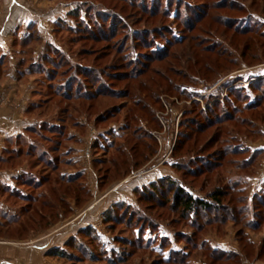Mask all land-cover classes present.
I'll return each mask as SVG.
<instances>
[{
  "label": "rangeland",
  "instance_id": "1",
  "mask_svg": "<svg viewBox=\"0 0 264 264\" xmlns=\"http://www.w3.org/2000/svg\"><path fill=\"white\" fill-rule=\"evenodd\" d=\"M7 1L18 12L0 19V79L24 94L27 121L0 163L19 169L0 183V241L75 221L51 264H264V0H0L1 15ZM196 44L210 49L194 56L209 70L149 61L172 88L152 69L126 78L168 46L184 64ZM142 82L165 86L151 114L134 101L149 99ZM61 175L78 178L82 205ZM161 180L201 198L227 189L236 209L226 199L209 216H183L172 194L144 196Z\"/></svg>",
  "mask_w": 264,
  "mask_h": 264
},
{
  "label": "trees",
  "instance_id": "2",
  "mask_svg": "<svg viewBox=\"0 0 264 264\" xmlns=\"http://www.w3.org/2000/svg\"><path fill=\"white\" fill-rule=\"evenodd\" d=\"M145 11H147V9ZM146 13H148V12H146ZM151 13H152L151 14L152 16L155 15V13H153V11ZM198 15L199 14L196 15V17H198V18H196V20H198L200 18ZM184 41L185 40H183V42L181 40H176L174 43L170 44V48L172 49V47H174V46H178V45L184 44ZM200 46L201 45L196 44L194 46V47H196V49H194V51L189 49L190 52L193 51L192 53L186 52V59H188V60L184 64L181 63V59L177 55H174L172 57L170 56L171 58H168L169 55H170V51H171L169 49V46L166 49H164L163 51H160L158 53H154L153 52L156 55H152V56L146 57L147 58V62H143V63L140 64L142 66L145 65V69L139 70L137 68L136 69L134 68L135 70L133 69V71H132V72H134V74L126 76V78L131 79V78H134L135 76H140L141 74L146 73V71L149 72L150 69H152L151 65H150V62L152 63L154 61H162L164 59H167L166 61H168V59L171 60V63L167 62L168 63L167 64V68L169 70H173L172 64H174V63L177 66H182L181 67V70H182L184 68L185 69L189 68L192 65V62H193V64H196V65L202 64V65H200L202 67L198 68L197 71H199V69L200 70H202V69H208L209 70L210 68H212V65L208 61H206V60L205 61H200L199 58H195V57H198L196 55L197 54L199 55V53H200L199 51H201V52H206V51L211 52L210 49L206 50V49H204V48H202ZM198 61L201 62V63H199ZM168 69L165 70V71H162V72H161L160 69H154V70L152 69L153 71H152L151 75H153V76H161L162 75V78L166 82V87H171L172 83H173V79H171V76L169 75V72H167ZM177 73H179V76H181V78H186L187 77V74H183L182 75L181 71H177ZM150 82H152V81H150ZM141 84H140L141 87L143 88V90H145V92L147 94V97L149 99L146 100V98H145L144 99L145 102H142V100L141 101L134 100V101L136 102V104H142V107L146 110L144 112H146L147 114H151V108L153 107L152 104L153 103L154 104L158 103L159 93L157 91L161 90V89L164 90L165 86H162L161 84H158V83L154 84V86H151L150 84L148 85V83H144V82H142ZM91 85H88L87 87L88 88L92 87ZM147 85L149 87H146ZM99 88H101V87H99ZM100 90L101 89H99V91ZM88 96L89 95H87V92H85V94L82 97H87V100L88 99L90 100V98ZM220 118H224V117H219V118L217 117V120L220 119ZM216 123L219 124L218 121H216ZM56 134L58 135V138H59V136L62 135V131L61 130H59V132L56 131ZM61 142L62 141H60L58 139L56 141V145H54V148H56V146L60 145ZM57 149H58V147H57ZM56 152H58V151H56ZM16 155L20 156V155H22V153L18 151V152H16ZM42 161L45 162L44 160H42ZM59 163H61L60 159L56 158V161H55L54 165H52V162H47L45 164L46 165L45 167H46V169H51L52 171H54L55 169H57V164H59ZM50 165H52V166H50ZM58 180L60 182L66 183V186H59V188L60 189H66V193L68 195H70L71 197H73L74 199H76V204H81V202H82L81 200L82 199L80 197V193H81V190H82V186L79 185V183H77L78 182V178H75V177H64V176L61 175V177H59ZM49 181H50V176L47 178V180L42 181L40 183L49 182ZM25 182L26 181H24V183ZM160 182H162V183H160ZM39 186H41V185H39ZM56 191H59V190L56 188ZM228 192H229V190H227V189L217 188V189H215L214 191H212L209 194L208 198H201V197L194 196V195L190 194L189 192L185 191V189L182 186H180L178 183H176L175 181L171 182V181H163V180H161V181H157V182L151 183L148 186V189L143 191V194H144L145 197H147L148 199L153 200V201L162 200V203L163 202L166 203L168 197L172 194L173 195V199H174L173 207L175 209L180 210L182 212L183 216H187V215L189 216L190 214H192L196 218H200L201 214L209 216L211 213H213V212H215L217 210L223 209L224 206H225L226 199H227V203H228L227 205L232 206L230 208L231 211H235L236 206L234 205V203L232 201V198H229V200H228ZM59 197H57V198H59V201H61L60 199L63 198L62 195L59 194ZM40 198H44V197L42 195H40ZM35 203L32 202V205L35 204ZM50 204H51L50 201H48L45 198L43 199L42 205L46 206L49 209L53 208L52 206L56 205V203H53L51 205ZM67 207L69 208L68 212L71 213V211H73V210H72V208H70V205L68 203H67ZM28 210H30V209H28ZM40 213H42V212L40 211ZM41 217H43V216H41ZM226 217H227L226 215L222 216V218H226ZM209 220L210 219H206L205 224L211 223V221H209ZM224 220H226V219H224ZM202 226L203 225H201V224L199 225L200 228H202ZM56 254H61V253H56ZM221 256H223V254L216 255V253H215L214 259H216L215 257H221ZM225 256H226V258L228 260H231V258H232V256H230V255H225Z\"/></svg>",
  "mask_w": 264,
  "mask_h": 264
},
{
  "label": "crops",
  "instance_id": "3",
  "mask_svg": "<svg viewBox=\"0 0 264 264\" xmlns=\"http://www.w3.org/2000/svg\"><path fill=\"white\" fill-rule=\"evenodd\" d=\"M9 9L11 12H18L17 8L12 4L10 5L7 1L2 8L0 19H3L5 13L10 11ZM1 22L4 23L5 20H1ZM0 75L2 74L0 73ZM10 77L5 82L0 79V163H5L3 165L8 164V160L5 157L13 154L8 153L7 150H10V148L6 145V142L12 136L20 133L26 126L27 121L24 115L26 109L24 104L26 101L22 100L24 94L19 95L18 90L12 89L13 85L10 84L12 81L9 80ZM17 170L19 169L17 168ZM17 170H12L8 167L0 168V183H13L11 173L14 174ZM75 224V221H73L70 225L65 226L62 232H59L58 229H51L42 237L33 239L29 243L0 241V264H51L52 261L47 258L51 254L49 250L54 245H58L56 243L57 236L64 235V232L72 230Z\"/></svg>",
  "mask_w": 264,
  "mask_h": 264
}]
</instances>
